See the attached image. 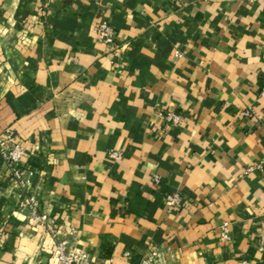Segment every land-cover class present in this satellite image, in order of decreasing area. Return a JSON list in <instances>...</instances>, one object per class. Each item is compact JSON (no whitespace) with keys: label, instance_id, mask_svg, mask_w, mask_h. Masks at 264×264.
Instances as JSON below:
<instances>
[{"label":"crops","instance_id":"crops-1","mask_svg":"<svg viewBox=\"0 0 264 264\" xmlns=\"http://www.w3.org/2000/svg\"><path fill=\"white\" fill-rule=\"evenodd\" d=\"M8 128L89 264H264V0H0ZM9 174L0 154V264H56Z\"/></svg>","mask_w":264,"mask_h":264},{"label":"built area","instance_id":"built-area-1","mask_svg":"<svg viewBox=\"0 0 264 264\" xmlns=\"http://www.w3.org/2000/svg\"><path fill=\"white\" fill-rule=\"evenodd\" d=\"M175 4H181L182 0H170ZM101 40L109 45H116L117 31L109 21L101 22L97 27ZM177 55L180 52L177 51ZM169 125H180L183 117L181 114L167 110L160 113ZM26 148L18 139L13 129H6L0 133V154L7 164L9 174V187L18 191L20 197V206L25 209L29 207L34 211L39 223L51 235L54 240L53 257L56 264H89L90 255L79 247V232L75 228L67 229L64 226L56 224L55 219L48 215L45 211L40 210V198L36 193H27L29 180L32 171H26L23 167V158ZM110 156L119 159L122 156L120 151L111 152ZM155 181L160 182V175L156 174ZM170 207H176L181 204V196L179 193H170L167 197ZM222 240L230 238V231L227 223L223 226ZM127 256L130 252L125 253ZM161 258V252L157 249L148 251L138 264H157Z\"/></svg>","mask_w":264,"mask_h":264}]
</instances>
